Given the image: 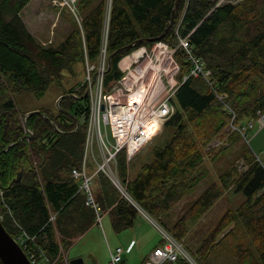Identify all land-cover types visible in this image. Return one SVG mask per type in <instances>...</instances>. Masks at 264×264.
<instances>
[{"label":"trees","instance_id":"1","mask_svg":"<svg viewBox=\"0 0 264 264\" xmlns=\"http://www.w3.org/2000/svg\"><path fill=\"white\" fill-rule=\"evenodd\" d=\"M28 1L0 0V221L13 238L27 237L28 248L21 244L24 252L29 255V249L43 264H67L65 251L97 222L95 209L71 176L86 128L85 85L76 83L79 97L64 96L55 113L39 108L52 123L41 114H30L26 126L32 138L26 136L21 121L26 111L18 109L14 94L26 91L40 97L51 83L73 73L76 64L83 66L85 56L96 63L107 21L106 50L112 56L103 77L106 88L123 75L119 61L124 56L140 45H152L159 36L173 48L180 36L188 35L214 84L213 89L202 77L189 76L177 87L174 112L164 123L173 126V134L165 145L153 148L152 159L133 177L128 162L132 156L117 154L116 172L126 192L182 245L188 224L199 221L223 191L241 192L243 200L226 209L192 252L183 247L198 264H213L210 254L218 258L224 250L233 257L225 264H264V165L247 141L239 143L241 134L231 129L226 108L233 110L237 126L264 114V0H179L169 27L176 0H76L63 39L48 47L36 41L19 14ZM174 57L180 80L188 62L182 49L177 48ZM216 139L222 144L211 148ZM234 144L237 154L229 166L201 187L209 179L208 163ZM235 159H242V169ZM19 172L20 180L15 181ZM93 182L95 200L113 230L132 227L138 207L105 175H96ZM197 189V196L171 221V208ZM163 264L190 263L178 256Z\"/></svg>","mask_w":264,"mask_h":264},{"label":"built area","instance_id":"2","mask_svg":"<svg viewBox=\"0 0 264 264\" xmlns=\"http://www.w3.org/2000/svg\"><path fill=\"white\" fill-rule=\"evenodd\" d=\"M76 0H53V3L69 9L75 14ZM107 21L104 25L98 60L90 63L85 56L84 73L81 85H85L84 94L88 96V113L82 145L81 157L76 167L71 169V176L79 181V189L86 194V203L90 204L96 213L95 220L101 224L102 212L98 207L91 189L92 181L98 174L105 175L129 202L136 205L126 192L116 172V156L124 152L129 159L134 155L174 112L172 97L177 87L189 76L202 77L211 88V72L205 67L204 61L193 51L188 35L180 36L175 47H170L163 41H155L152 45H140L134 48L127 58V64L122 69L123 75L114 81L109 88L103 82L108 66ZM179 48L185 53L188 71L181 79L176 78L180 67L175 60V50ZM80 86H76L70 94L78 98ZM219 96L222 99V96ZM231 113L230 127L239 131L245 137V129L251 126H237L233 123L235 114ZM264 121V114L259 123ZM212 147L222 144L214 140ZM1 195V190H0ZM136 207H138L136 205ZM139 209V207H138ZM143 213V210L139 209ZM3 215L0 213V220ZM54 217H50L53 219ZM162 236V243L155 246L146 256L144 264H163L174 261L178 256L185 258L190 264H198L183 245L164 227L152 219ZM25 235H18L15 240L27 249ZM134 240L125 247L109 249L108 264H123V253L130 252ZM32 264H43L38 257L28 249Z\"/></svg>","mask_w":264,"mask_h":264},{"label":"rangeland","instance_id":"3","mask_svg":"<svg viewBox=\"0 0 264 264\" xmlns=\"http://www.w3.org/2000/svg\"><path fill=\"white\" fill-rule=\"evenodd\" d=\"M21 18L34 36L36 41L44 46H55L64 37L65 32L69 26V21L72 19V15L69 9L61 7L53 3V0H29L28 3L19 13ZM83 80V66L76 64L74 66L73 73H65L60 81L51 83L44 91V94L40 97H36L33 94L20 91L14 94V100L20 111H31L33 109L46 108L55 113V102L59 95L65 93L72 86H76V83H81ZM85 101L80 100V104H84ZM260 116L254 118L251 126H247L244 133L245 138L240 135V144L246 141L258 159L261 160L264 165V121L259 123ZM174 128L171 124H163L157 134L150 139L135 155H132L129 162V175L134 176L142 163L150 161L153 157V148L155 146H163L171 138ZM220 140V139H216ZM222 141V140H220ZM209 146L212 148L211 144ZM238 145H233L225 150L216 159L211 160L208 163L210 166L209 179L205 180L202 184L205 185L209 180L215 179L219 170L225 169L231 161L235 158V149ZM208 156V155H207ZM206 158V162H207ZM242 159H235L238 169H242ZM93 194L95 192L94 182L91 185ZM199 189L193 190L185 195L177 204H175L168 212L171 221H174L181 213L182 208H187L189 203L197 196ZM243 200L241 192H235L232 189L223 191L221 198L207 210L205 215L197 222L188 224V233L183 239V245L190 251L195 249L198 242L206 232L210 230L219 217L226 211V209L235 208ZM167 228V227H166ZM168 229V228H167ZM135 230V231H134ZM156 227L146 220L144 217L137 214L134 226L132 228L124 229L120 232L113 230L111 221L106 213L102 214L101 224L93 226L92 230L82 235V238L73 241L72 245L64 253V258L68 262V257L76 256V251L79 250L78 255L84 259V264H108L109 262V249L114 250L116 247H126V243L130 239H135L136 245L133 250L123 255L126 258V264H140L143 257L142 251L151 249L153 242L156 244L160 240V232ZM104 233V235H103ZM162 239V236H161ZM230 240V241H229ZM232 238H228L231 242ZM75 243V244H74ZM152 244V245H151ZM222 256L217 257V253L212 252L209 257V262L213 264H225L231 262L233 257L224 250ZM227 261V262H225ZM225 262V263H224ZM68 264V263H67Z\"/></svg>","mask_w":264,"mask_h":264},{"label":"water","instance_id":"4","mask_svg":"<svg viewBox=\"0 0 264 264\" xmlns=\"http://www.w3.org/2000/svg\"><path fill=\"white\" fill-rule=\"evenodd\" d=\"M179 3V0L175 1L174 8L172 9V13L170 16L168 27L171 26L175 14V9ZM159 37L154 38L153 40L157 41L159 40ZM142 39H138L136 42H141ZM135 42V43H136ZM135 43H131L128 45L129 47H132ZM112 55H108V66L106 71L109 68V62ZM83 96H86V92ZM62 97V96H61ZM59 97V98H61ZM58 100L56 101V105L58 103ZM58 106V105H57ZM64 112V110H61ZM42 114L45 118L49 119V117L46 114L41 113L39 109H35L32 111H28L24 114V117L28 116L29 114ZM50 121V120H49ZM77 122V120H76ZM29 138H32V134H29ZM21 173L19 172L17 174V177L15 178V181L20 180ZM124 262V261H123ZM122 262V263H123ZM68 264H84V259L80 256L74 257L68 260ZM0 264H32L29 260L28 256L24 252L23 248L20 246V244L13 238L4 228L3 224L0 221Z\"/></svg>","mask_w":264,"mask_h":264},{"label":"crops","instance_id":"5","mask_svg":"<svg viewBox=\"0 0 264 264\" xmlns=\"http://www.w3.org/2000/svg\"><path fill=\"white\" fill-rule=\"evenodd\" d=\"M126 64H127V58H125V56H124V57L119 61V67H121V68L123 69V68L126 66ZM220 198H221V197H220ZM220 198H219V199H220ZM219 199H218V200H219ZM218 200H217V201H218ZM217 201H216V202H217ZM216 202H215V203H216ZM138 214H139V216L144 217L146 220H148L149 222H151V223L154 225V223H153V221H152V218H150L146 213H143L142 211H139ZM204 215H205V214H204ZM94 225H96V224H94ZM94 225H93V226H94ZM93 226H92L88 231L92 230ZM133 226H134V225H133ZM154 227H156V226L154 225ZM131 228H132V227H131ZM157 230H158V229H157ZM88 231H87V232H88ZM134 231H135V230H134ZM158 232H159V231H158ZM85 234H86V233H84V235H85ZM103 235H104V233H103ZM80 238H82V236L76 238V241L79 240ZM131 240H134V245L132 246L130 252L133 250V248H134L135 245H136V241H135V239H130L129 242H130ZM160 241H161V236H160V240H159L158 243L155 244V243L153 242L154 245H153V246H150V247H152L150 250H149V249H146V250L142 251V248H141V247L139 248V250H140V251L142 252V254H143V257L141 258V261H142L143 259H145V257L149 254V252H150L155 246H157V245L160 244ZM129 242L126 243V246L129 244ZM74 244H75V243H74ZM151 245H152V244H151ZM124 248H125V247H124ZM78 252H79V250L76 251V253H77L76 256H75V254H74V256H72L71 258L78 257V255H81V254H79ZM130 252H128V253L125 252V253L122 254V256H123L124 254L127 255V254H129ZM71 258L68 257V259H71ZM122 258H123V257H122ZM123 261H124L123 264H126V258H123Z\"/></svg>","mask_w":264,"mask_h":264},{"label":"flooded vegetation","instance_id":"6","mask_svg":"<svg viewBox=\"0 0 264 264\" xmlns=\"http://www.w3.org/2000/svg\"><path fill=\"white\" fill-rule=\"evenodd\" d=\"M62 96V97H61ZM64 96H70V94L69 93H62L61 95H59V97H61V98H59L58 97V103H59V101L64 97ZM57 101V100H56ZM58 103H57V105H58ZM56 105V102H55V107H56V109H55V112L56 111H58V106ZM33 110H35V109H33ZM32 111V110H31ZM28 112V111H27ZM26 113V112H25ZM24 113V114H25ZM42 113V112H41ZM24 114L22 115V117H21V121H22V124H23V126H24V129H25V131H26V136H28L29 137V134H32V137H33V133H32V131H30L28 128H27V126H26V118L30 115H28V116H26V117H24ZM43 114H45V113H43ZM42 115V114H41ZM47 115V114H46ZM43 116V115H42ZM50 120V119H49ZM50 123H52L51 122V120H50ZM17 177V176H16ZM15 177V178H16ZM15 178H14V180H15Z\"/></svg>","mask_w":264,"mask_h":264}]
</instances>
